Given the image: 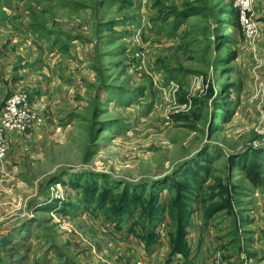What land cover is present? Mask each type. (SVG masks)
I'll list each match as a JSON object with an SVG mask.
<instances>
[{
  "label": "rangeland",
  "instance_id": "obj_1",
  "mask_svg": "<svg viewBox=\"0 0 264 264\" xmlns=\"http://www.w3.org/2000/svg\"><path fill=\"white\" fill-rule=\"evenodd\" d=\"M233 1L0 0V111L24 94L41 119L6 135L0 264L263 263L264 0L252 39ZM57 41L93 77L59 59L46 120L36 75H12L25 45Z\"/></svg>",
  "mask_w": 264,
  "mask_h": 264
},
{
  "label": "crops",
  "instance_id": "obj_2",
  "mask_svg": "<svg viewBox=\"0 0 264 264\" xmlns=\"http://www.w3.org/2000/svg\"><path fill=\"white\" fill-rule=\"evenodd\" d=\"M37 42L44 40L45 38L43 36H41L40 38H36ZM41 43H43L41 41ZM57 43L61 46V44L57 41ZM55 44V43H54ZM70 44L73 43H69V45L66 46H61L62 49H60V47L58 45H53V49H50V53L48 54V48L45 45H37V48H34L33 46L30 45V48L27 49L25 45L24 48L20 49L18 53V55L20 56V59L18 61V63L20 65H18L17 67L14 68V74L12 76H17L15 75L18 72V76L19 79L18 81L20 83H24V86L29 85L28 81L29 80H34V78H32L33 75H36V78L39 79L38 82L39 84H36L38 86L37 92L33 93L34 94V98L35 97H39L38 99L35 98V100L37 101V106H40L43 110H45L46 114L44 115L46 117V120L51 117L53 118H59L60 115V110L56 111V114L53 113L54 115H50L49 112H51V105L49 102L45 103L46 101H43L44 99H56L58 98V100H60V96L58 91L61 88L62 82L60 81L61 79L59 78V72H58V66H57V61L59 59H63L64 57L67 56H72V58L75 59V61H77L78 63H81V60L78 56L79 52H80V48H74L76 47V44H73L72 46ZM50 47V46H49ZM52 48V47H50ZM44 55V56H43ZM54 58H56V60H54ZM71 58V59H72ZM82 66H84V74L86 75V79L83 82L85 83L86 89H88L91 85L90 80L92 79V75H89L87 72V67L85 65V63H81ZM68 68V73L73 77H77L76 75H74V70L72 69V66L67 65ZM66 70V69H65ZM38 74V77H37ZM89 80V81H88ZM35 81H37L35 79ZM44 81H46L47 83H44ZM68 83H72L70 80H68ZM83 84V83H82ZM33 85V86H36ZM75 85H68V86H62L63 89L66 90L67 94L64 95L66 99H70V95L74 96V88ZM34 88V87H33ZM58 91V92H57ZM87 92V91H86ZM81 94V93H78ZM37 95V96H36ZM86 95L85 92H83V96ZM29 99H31V97H28ZM63 98V96H62ZM39 100V101H38ZM43 102V103H42ZM42 103V104H41ZM33 106V105H32ZM49 107V108H47ZM60 108V106L58 107V109ZM63 110H69L70 108H62ZM49 110V111H48ZM42 113V112H41ZM40 113V114H41ZM43 114V113H42ZM43 116V117H44ZM16 133H10L8 134L9 136L11 135H15ZM17 135H21V134H17ZM16 136V135H15ZM14 137L11 138L10 142L13 140ZM21 139V141L23 143H27V141L29 142V140H31V137L29 136H21L19 137ZM37 137H33L32 141L36 140L37 141ZM35 141V142H36ZM7 157V156H6ZM6 159V158H5ZM3 160L1 163L2 168H5V164L7 163L6 160ZM132 255H133V260L137 257V252L133 249H131ZM139 255V254H138ZM149 257V256H148ZM181 257V258H180ZM154 260V261H152ZM152 260H147L148 264H160L162 259H158L155 261V259ZM193 259L191 257L189 258H185L184 256H179L178 259H176V263L178 264H182V263H190L192 264ZM200 262V261H197ZM175 263V264H176Z\"/></svg>",
  "mask_w": 264,
  "mask_h": 264
},
{
  "label": "built area",
  "instance_id": "obj_3",
  "mask_svg": "<svg viewBox=\"0 0 264 264\" xmlns=\"http://www.w3.org/2000/svg\"><path fill=\"white\" fill-rule=\"evenodd\" d=\"M234 7L238 13V19L244 35L252 39L256 34V25L253 23V0H234ZM28 98L24 94H12L4 103L0 111V161L7 155L6 135L10 132L27 134L36 125L40 126L41 119L28 110ZM135 264H147L138 261ZM219 264H227L220 262ZM264 264V261L263 263Z\"/></svg>",
  "mask_w": 264,
  "mask_h": 264
},
{
  "label": "trees",
  "instance_id": "obj_4",
  "mask_svg": "<svg viewBox=\"0 0 264 264\" xmlns=\"http://www.w3.org/2000/svg\"><path fill=\"white\" fill-rule=\"evenodd\" d=\"M263 160H264V159H263ZM248 172H249V173H248L249 178H251V179H250L251 184L256 185V186H258V185L260 186V181H259L258 177L256 176L253 167H252L251 170L248 171ZM184 257H185V256H184ZM185 258H187V257H185Z\"/></svg>",
  "mask_w": 264,
  "mask_h": 264
}]
</instances>
